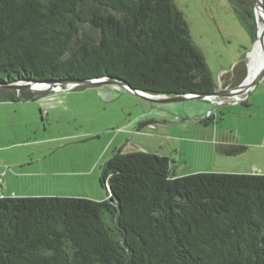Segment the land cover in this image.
Masks as SVG:
<instances>
[{
	"label": "trees",
	"instance_id": "obj_1",
	"mask_svg": "<svg viewBox=\"0 0 264 264\" xmlns=\"http://www.w3.org/2000/svg\"><path fill=\"white\" fill-rule=\"evenodd\" d=\"M229 2L257 38L254 0ZM104 77L170 97L218 89L174 0H0V85ZM43 94L2 88L0 101ZM174 164L118 150L105 200L1 196L0 264H264V174L177 176Z\"/></svg>",
	"mask_w": 264,
	"mask_h": 264
},
{
	"label": "rangeland",
	"instance_id": "obj_2",
	"mask_svg": "<svg viewBox=\"0 0 264 264\" xmlns=\"http://www.w3.org/2000/svg\"><path fill=\"white\" fill-rule=\"evenodd\" d=\"M174 2L188 21L218 89L243 83L248 66L244 77L229 80V76L234 62L245 63L257 38L241 24L229 0ZM263 85L264 78L257 87ZM62 89L44 93L33 102L0 101V196L46 193L93 198L97 189L107 199L99 178L105 161L118 150L168 156L175 162L177 176L248 170L264 173L263 150L248 145L257 120L246 115L251 109L235 99L224 104L211 100L159 102L143 99L120 84ZM231 146L247 150L225 155ZM29 160L34 162L27 169L14 172L10 168V163ZM45 169L57 173L43 175Z\"/></svg>",
	"mask_w": 264,
	"mask_h": 264
},
{
	"label": "water",
	"instance_id": "obj_3",
	"mask_svg": "<svg viewBox=\"0 0 264 264\" xmlns=\"http://www.w3.org/2000/svg\"><path fill=\"white\" fill-rule=\"evenodd\" d=\"M256 9V17L258 20L257 16V7H261L262 12H263V20H264V4L263 0H254ZM264 31L261 33L260 30L258 29V34H257V40L255 42L253 50L247 55V59L249 58L250 54L254 53L257 47L258 42L263 41V35ZM250 73V71H248ZM249 73L248 76L246 77L245 81L241 83L239 86L231 89V90H221L217 89L215 92L209 94V95H198V94H186V95H179L175 97H170L167 95H157L153 96L147 92H143L137 89H134L131 87V85L122 79L118 78H111V77H104V78H99V79H92V80H83V81H64L60 82L57 86L54 84H48V83H38V82H30V83H22V84H13L10 86H2L0 85V89L2 88H7V89H13L17 91L18 93L20 92H33V93H48L52 91H61L63 90V87L74 89L76 87H81V86H97V85H103V84H120L125 86L128 90L131 92L135 93L137 96L143 98V99H148V100H153V101H159V102H177V101H187V100H210L213 98H225V97H233L236 102H243L245 100H248L251 93L253 90L257 88L261 80L264 78V62L262 66L255 72L253 79L250 83H247V80L249 78ZM65 89V88H64Z\"/></svg>",
	"mask_w": 264,
	"mask_h": 264
},
{
	"label": "crops",
	"instance_id": "obj_4",
	"mask_svg": "<svg viewBox=\"0 0 264 264\" xmlns=\"http://www.w3.org/2000/svg\"><path fill=\"white\" fill-rule=\"evenodd\" d=\"M248 66V59L246 57V61L245 63L243 61H239V62H234L233 64V75L229 76V80H231L232 78H235V80H238V77L239 76H243L244 75V70L245 68ZM238 76V77H237ZM244 77V76H243ZM236 82V81H235ZM237 83L234 85L236 86ZM222 88V86H221ZM235 87L231 86V84H228L226 86H223V89H227L228 90H231ZM233 100V97L229 98V97H225L224 98V103H227V102H231ZM28 102H31V101H28ZM33 102V101H32ZM247 103L249 106L246 107V108H250L251 111L246 115H249L250 118H252V120H257L254 122V131H253V135H255L253 137V139L251 141L248 142V145L249 147L252 149V150H255V149H259V150H263V153H262V158L264 159V85L263 87H257L255 90H253V92L251 93L250 97L248 100H245L242 102V105L243 103ZM15 104H19V103H27V102H13ZM223 143H228L227 141H224ZM34 162V161H33ZM32 161H22V162H15V164L13 163H10L11 166L10 168H12V171L16 172V168H25L27 169L28 166H31L33 164ZM8 163V161H7ZM6 165V163L4 164ZM257 167H260L256 164ZM25 173L28 172L27 170L24 171ZM24 172H21V173H24ZM52 172H56L57 173V170H54V169H48V170H44V172L42 173H45L43 175H46V174H50ZM254 172H257L255 170H248L247 173H254ZM264 172V171H263ZM56 173H53V174H56ZM233 173H243V172H233ZM259 173V172H258ZM264 174V173H262ZM28 175V174H26ZM6 178V175H4ZM93 176H95V172H93ZM0 179H3L2 177ZM8 180V178H7ZM95 180H96V177H95ZM100 180V178H99ZM98 180V181H99ZM1 188V187H0ZM3 190V188H1ZM9 184L7 183V193H9ZM5 192V191H4ZM46 196V193L42 194L41 196ZM50 195H54V194H50ZM95 196H92L93 198H90V199H93V200H105L106 198L104 196H102L100 194V191L98 193L97 189H95ZM107 195V193H106ZM1 197V196H0ZM88 198V197H87Z\"/></svg>",
	"mask_w": 264,
	"mask_h": 264
},
{
	"label": "bare ground",
	"instance_id": "obj_5",
	"mask_svg": "<svg viewBox=\"0 0 264 264\" xmlns=\"http://www.w3.org/2000/svg\"><path fill=\"white\" fill-rule=\"evenodd\" d=\"M257 16H258V21H259V30L262 33L264 31V20L263 19V12L261 7H257ZM262 18V19H261ZM263 36V41L258 42L256 50L254 53L250 54V61L248 62V71L249 73V78L247 80V83H250L253 79V76L255 72L262 66L264 62V34ZM262 53H263V60H262Z\"/></svg>",
	"mask_w": 264,
	"mask_h": 264
},
{
	"label": "built area",
	"instance_id": "obj_6",
	"mask_svg": "<svg viewBox=\"0 0 264 264\" xmlns=\"http://www.w3.org/2000/svg\"><path fill=\"white\" fill-rule=\"evenodd\" d=\"M210 100H212V101H214V102H217V103H219V104H222V103L224 102L223 99H219V98H213V99H210Z\"/></svg>",
	"mask_w": 264,
	"mask_h": 264
},
{
	"label": "clouds",
	"instance_id": "obj_7",
	"mask_svg": "<svg viewBox=\"0 0 264 264\" xmlns=\"http://www.w3.org/2000/svg\"><path fill=\"white\" fill-rule=\"evenodd\" d=\"M225 90H227V89H225ZM220 99V98H219ZM209 100V99H208ZM224 100V99H223ZM212 101V100H211ZM212 102H214V101H212ZM215 103V102H214ZM223 104V103H222Z\"/></svg>",
	"mask_w": 264,
	"mask_h": 264
},
{
	"label": "flooded vegetation",
	"instance_id": "obj_8",
	"mask_svg": "<svg viewBox=\"0 0 264 264\" xmlns=\"http://www.w3.org/2000/svg\"><path fill=\"white\" fill-rule=\"evenodd\" d=\"M230 98V97H229ZM220 99H224V98H220Z\"/></svg>",
	"mask_w": 264,
	"mask_h": 264
}]
</instances>
